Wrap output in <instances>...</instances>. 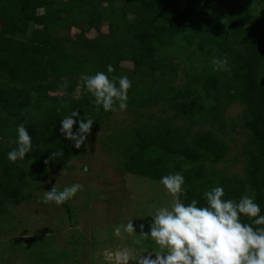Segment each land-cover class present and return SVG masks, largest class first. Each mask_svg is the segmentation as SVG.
<instances>
[{
    "label": "trees",
    "instance_id": "1",
    "mask_svg": "<svg viewBox=\"0 0 264 264\" xmlns=\"http://www.w3.org/2000/svg\"><path fill=\"white\" fill-rule=\"evenodd\" d=\"M102 20L108 33L88 44L84 31ZM0 22V214L6 202L22 199L30 173L63 167L77 151L59 133L60 119L79 111L82 118H93L94 126L110 114L96 110L82 87V73L105 71L111 64V75L132 82L128 103L133 106L166 91L184 95L183 89L166 86L175 70L172 60L179 58L187 76L199 82L204 101L219 108L243 95L244 126L253 142L245 149L247 177L206 176L203 162L220 161L226 150L208 133L191 139L167 132L138 136L122 168L155 180L182 172L188 199L201 203L203 191L219 183L226 198L254 195L264 213V0H0ZM73 26L81 30L75 39L60 35ZM225 56L230 71H214L213 58ZM123 60L132 61L131 71ZM21 122L33 150L13 164L6 153L15 147ZM61 149L62 157L50 156Z\"/></svg>",
    "mask_w": 264,
    "mask_h": 264
},
{
    "label": "rangeland",
    "instance_id": "2",
    "mask_svg": "<svg viewBox=\"0 0 264 264\" xmlns=\"http://www.w3.org/2000/svg\"><path fill=\"white\" fill-rule=\"evenodd\" d=\"M108 29V22L103 20L97 27L86 29L88 44ZM80 32L73 26L60 35L75 39ZM194 57L197 60V55ZM121 65L133 69L130 60L121 61ZM172 67L175 70L167 75L166 86L181 88L184 95L166 91L129 106L125 112L101 117L91 129L88 145L77 150L65 166H47L44 174L38 171L28 175L22 199L6 202L5 212L0 214L1 264H115L114 253L122 248L132 252L129 264H135L137 255L152 250L154 246L147 239L123 233L118 238L112 231L129 219L135 220L134 225L143 223L155 207L171 199L158 179L122 168L138 136L167 132L175 139H191L208 133L226 150L220 161L203 162L206 176L247 177L245 149L253 142L244 126L247 106L243 95L238 93L217 108L198 95L199 82L187 76L182 59H173ZM26 95L17 100L20 108ZM54 183L58 190L80 183L83 190L60 206L41 203L44 190H50Z\"/></svg>",
    "mask_w": 264,
    "mask_h": 264
},
{
    "label": "clouds",
    "instance_id": "3",
    "mask_svg": "<svg viewBox=\"0 0 264 264\" xmlns=\"http://www.w3.org/2000/svg\"><path fill=\"white\" fill-rule=\"evenodd\" d=\"M212 64L214 71H230L226 56L214 57ZM114 71L108 64L105 71L82 73L79 77L97 111L115 113L129 108L128 93L132 82L126 75H111ZM94 122L93 118H82L79 111H72L59 120L58 131L71 147L79 150L88 145ZM15 133V147L6 153L7 161L13 164L24 161L33 150L32 136L23 122L16 125ZM63 154L61 149L50 156L59 158ZM158 183L170 201L155 207L147 217L150 219H144L143 223L134 225L135 220L129 219L112 230L118 238L123 233L147 239L154 246L137 255L135 264H264V213L254 195L226 198L224 186L217 183L203 191L201 203L195 198L188 199L182 172L162 175ZM82 190L80 183L62 190L54 183L50 190H44L41 203L60 206ZM113 258L115 264H129L133 254L128 248H122Z\"/></svg>",
    "mask_w": 264,
    "mask_h": 264
}]
</instances>
